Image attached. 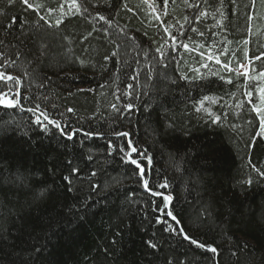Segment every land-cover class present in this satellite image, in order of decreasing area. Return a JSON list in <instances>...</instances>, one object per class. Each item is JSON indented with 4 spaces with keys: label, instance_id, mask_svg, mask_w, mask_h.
Returning a JSON list of instances; mask_svg holds the SVG:
<instances>
[{
    "label": "trees",
    "instance_id": "16d2710c",
    "mask_svg": "<svg viewBox=\"0 0 264 264\" xmlns=\"http://www.w3.org/2000/svg\"><path fill=\"white\" fill-rule=\"evenodd\" d=\"M29 3L37 8L0 0V53L15 61L0 71L21 77L25 109L0 107V264H264V178L253 170L264 172L253 108L264 82L207 59L238 68L247 51L261 56L250 67L264 70V3L170 2L162 20L175 45L143 0H77L79 10L71 0ZM201 11L207 15L196 20ZM204 96L207 111H197ZM36 103L66 131H82L72 140L52 125L43 131L26 111ZM209 113L221 121L212 123ZM118 132L147 149L152 164L141 163L149 187L173 197L169 209L157 210L163 197L146 191L135 166L122 159L127 139ZM72 167L77 175L70 176ZM165 178L169 187L158 188ZM168 210L219 255L165 231L176 227Z\"/></svg>",
    "mask_w": 264,
    "mask_h": 264
},
{
    "label": "snow or ice",
    "instance_id": "6c2138e0",
    "mask_svg": "<svg viewBox=\"0 0 264 264\" xmlns=\"http://www.w3.org/2000/svg\"><path fill=\"white\" fill-rule=\"evenodd\" d=\"M15 0H9V4L14 3ZM172 4H176L177 0H162V3L158 6L156 3V0H152V2H150V0H143V3L146 4L149 8L152 9L154 18L157 21H160L161 24L163 25V31L164 33L167 34L168 38L171 39L173 45H175L176 39L177 37L170 31V27L171 25L165 24L164 21L162 20V16L166 17L169 14L168 11V7H169V3ZM21 3H23L28 9H33L35 10L37 8V6L33 5L32 3H29V0H21ZM72 3V7H75L77 10H79L80 6L77 4V0H71ZM184 5H186L187 7L191 8V7H199V5H193L190 3V0H183ZM233 3H235V0H233ZM252 6H255L256 0H251ZM261 3H264V0H261ZM125 8H127V5H124ZM61 10H63V5L61 6ZM128 11H132L131 8H127ZM54 11L53 9H49V14H51V12ZM86 11V9H85ZM0 14H3L2 11H0ZM207 12L205 11H201L199 12V14L195 17L196 20H199L201 16H206ZM253 17L249 16V20H251ZM41 19H44V17L42 16ZM99 19L103 20L105 23L109 24V26H111V20H109L107 17L104 16H100ZM184 21L185 23L189 22V17L188 16H184ZM15 23V18H12V20L10 21V23L8 25H6V28H11L13 26V24ZM62 23V21L60 19H57L56 21V25L59 26ZM177 23H179V21H177ZM180 28L183 29L184 25L180 24ZM191 31L196 32L197 29L196 28H192ZM183 35V33H181ZM200 35L202 36L203 33H200ZM133 39H135L133 37ZM3 41H0V44H2ZM245 44L248 43V41L244 42ZM182 47H184L186 50L189 48L188 44H182ZM156 52L160 53L161 57L164 56V51H163V46L157 47L156 48ZM222 54H226V53H222ZM113 56L116 55V53H112ZM201 55H203V53H201ZM261 55H264V53H262ZM245 57L247 59V63H240L238 68H232L231 67V62H223L219 59V57H214L213 55H208L207 59L208 60H213L215 59V62L217 64H222V68L224 71L226 72H235L236 76H243L244 79L246 81H256L257 79H259L261 82H264V70H259L257 71L255 68L250 67L252 64V60H260L261 56H256L254 58H249L248 57V53L247 51H245ZM109 57H105V59H108ZM0 60H3V64H0V68L4 67L5 65H9L11 66L12 64L15 63V61H8L3 53H0ZM204 67H207V65H203ZM252 73H255V75H253ZM27 74V73H25ZM185 79H187V77H183ZM133 79H135V77H133ZM221 79H224V77H221ZM227 83H232V79L229 78L227 81ZM22 83L21 77L15 76L13 74L7 73L6 71H0V107L6 108V109H14V108H20L21 111H24L25 109L23 108V106L21 105V93H20V85ZM43 85H41L42 87ZM129 87H132V85H129ZM4 89H7V91H5ZM259 92V96H260V105L256 106L254 105V111L257 113V115L260 118V125H259V131L257 132V136L260 137H264V84H262L260 87H258V89H256ZM246 95L249 97V102H251V97L253 96V92L252 91H248L246 93ZM25 99H30V97H24ZM210 98L208 96H204L202 98L201 101H199V105L200 107H198L196 110L197 111H207V109L204 108V101H208ZM113 108H116V105L112 106ZM125 108H127L128 110H131L133 108V104L129 103L125 105ZM26 111L35 114V118H34V123L38 126H40L42 128L43 131H47L48 130V125H52L54 126L56 129H58L61 134L63 136H65L68 140H72L76 134L78 132H81V129H76L73 128L69 131H66L65 128L62 126L61 122L59 120L56 119H52L49 115V113L45 110L42 109L39 103H36L34 107H30L27 108ZM68 112H73L74 109L72 108H68L67 109ZM209 117L211 119L212 123H219L221 121V118L219 116H215L213 117L211 113H209ZM169 127H172V125L170 124ZM85 136L91 137L92 135H96L94 133H89V132H85L84 133ZM117 136H122L124 138L127 139V145H126V149L125 148H121L120 150L124 153V156L122 157V159H124L125 163L131 164L133 166H135L136 174L139 176L140 180L142 181V185L144 187V189L148 192L151 193V195L153 196H162L163 197V208H158L157 210L160 212H164L165 209H169L170 208V204L171 201L173 199V197L168 194V195H164L161 192L158 191H153L150 187H149V181L146 178V166L142 165L141 161L142 160H146L147 161V165H151L152 164V157L147 153V149H142L139 146H137L136 144L133 143V140L131 139V135L129 132H118L116 133ZM138 157V158H134ZM89 159H91V157H89ZM69 164H71V161L68 162ZM253 170L256 171L259 176L261 178H264V172H261L259 169H255V167L253 166ZM80 169L78 167H72L71 168V173L70 176L73 175H77L79 173ZM92 176H95L96 173L92 172L91 174ZM70 176H64L63 179L65 181H67L69 184L71 183V178ZM247 184H251L252 180L251 178H249L246 181ZM95 187H97L96 185H93V190L95 189ZM158 188L161 189H166L169 187V184L167 182V179L165 178V181L159 185H157ZM69 191H71V188L69 189ZM45 192L41 191L40 196H44ZM167 217L171 218V221L176 225V227H173L172 224H169L167 226V228L165 229V231H169V232H173V233H178L180 235L183 236V239L185 241H188L191 245L205 250L207 252H210L212 254H214V256H218V249L212 245V244H208L206 242L203 241H198L196 238L188 235L185 231L184 228L181 226V221L178 219V217L176 215L173 214V212L171 210H168L166 213ZM157 222H161L158 218ZM149 247L155 249L157 248V244L149 242ZM246 247V246H245ZM37 251H39V249H37ZM233 255H235V253H233ZM169 264H172V262L170 261ZM181 264H183V262H181ZM216 264H218V261L216 262Z\"/></svg>",
    "mask_w": 264,
    "mask_h": 264
}]
</instances>
